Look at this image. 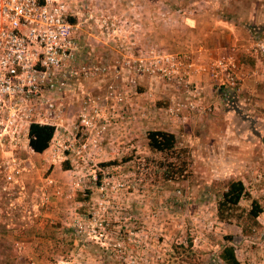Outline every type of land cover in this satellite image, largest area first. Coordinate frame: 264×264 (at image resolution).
Segmentation results:
<instances>
[{"label":"rangeland","instance_id":"obj_1","mask_svg":"<svg viewBox=\"0 0 264 264\" xmlns=\"http://www.w3.org/2000/svg\"><path fill=\"white\" fill-rule=\"evenodd\" d=\"M64 1L90 75L57 98L45 152L0 153V234L24 264H225V236L264 264V210L247 219L264 206V0ZM155 130L172 151L149 148ZM232 180L248 196L226 221Z\"/></svg>","mask_w":264,"mask_h":264},{"label":"built area","instance_id":"obj_2","mask_svg":"<svg viewBox=\"0 0 264 264\" xmlns=\"http://www.w3.org/2000/svg\"><path fill=\"white\" fill-rule=\"evenodd\" d=\"M69 16L64 0H0V153L4 159L28 145L32 124L51 126L55 135L57 98L73 81L90 75V66L80 54L84 44L75 36Z\"/></svg>","mask_w":264,"mask_h":264},{"label":"trees","instance_id":"obj_3","mask_svg":"<svg viewBox=\"0 0 264 264\" xmlns=\"http://www.w3.org/2000/svg\"><path fill=\"white\" fill-rule=\"evenodd\" d=\"M72 23V20L69 19ZM54 128L48 125L32 124L28 130V147L36 154L45 152L54 135ZM148 146L152 151L167 153L176 146L174 134L166 131H150L147 134ZM245 186L240 180H232L226 184L218 201V215L222 220H229L230 212L239 206L241 200L247 197ZM264 206L255 200L251 201L247 213L248 221L255 224L259 215L263 212ZM0 264H24L25 258L17 254L14 243L4 237L5 227H2L0 234ZM227 245L220 249L219 258L225 264H243L238 260L235 249L232 245V237L225 236Z\"/></svg>","mask_w":264,"mask_h":264},{"label":"crops","instance_id":"obj_4","mask_svg":"<svg viewBox=\"0 0 264 264\" xmlns=\"http://www.w3.org/2000/svg\"><path fill=\"white\" fill-rule=\"evenodd\" d=\"M210 32L213 34L214 31H213L212 29H210ZM222 34H223V35L225 34V30L223 31ZM214 35H215V34H214ZM84 46H87V44L85 43Z\"/></svg>","mask_w":264,"mask_h":264}]
</instances>
